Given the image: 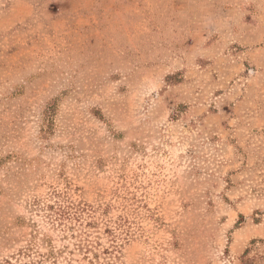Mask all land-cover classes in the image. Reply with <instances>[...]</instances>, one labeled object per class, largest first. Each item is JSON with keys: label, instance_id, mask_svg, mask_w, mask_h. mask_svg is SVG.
I'll return each instance as SVG.
<instances>
[{"label": "rangeland", "instance_id": "1", "mask_svg": "<svg viewBox=\"0 0 264 264\" xmlns=\"http://www.w3.org/2000/svg\"><path fill=\"white\" fill-rule=\"evenodd\" d=\"M0 264H264V0H0Z\"/></svg>", "mask_w": 264, "mask_h": 264}]
</instances>
